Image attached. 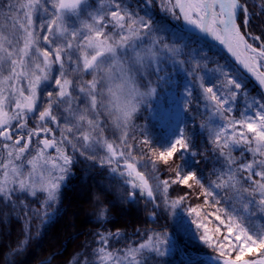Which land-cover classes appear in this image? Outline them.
I'll return each mask as SVG.
<instances>
[{
	"label": "snow or ice",
	"instance_id": "obj_1",
	"mask_svg": "<svg viewBox=\"0 0 264 264\" xmlns=\"http://www.w3.org/2000/svg\"><path fill=\"white\" fill-rule=\"evenodd\" d=\"M158 3L203 34L197 39L207 47L208 38L218 42L231 63L225 56L206 71L207 63L188 58L178 42L191 39L192 28L170 32L154 19V0H0V222L27 221L19 242L26 244L31 222L49 218L82 157L126 188L123 199L151 204L153 218L191 196L172 198L173 185L195 189L219 222L210 229L200 207L187 209L217 264H264V0ZM153 98L157 116L179 101L191 117L159 147L136 124ZM95 199L106 219L109 209ZM95 236L97 246L86 243L69 264H161L173 247L155 227L122 249L109 246L120 229Z\"/></svg>",
	"mask_w": 264,
	"mask_h": 264
},
{
	"label": "rangeland",
	"instance_id": "obj_2",
	"mask_svg": "<svg viewBox=\"0 0 264 264\" xmlns=\"http://www.w3.org/2000/svg\"><path fill=\"white\" fill-rule=\"evenodd\" d=\"M180 24L182 26L181 22ZM200 49L202 50V48ZM207 65H208V69L206 71L215 69L210 64L207 63ZM181 78L184 80H187L186 74L182 72ZM251 81L254 84H256L254 80L251 79ZM164 91H165L164 89H158V93H159L158 98L163 99ZM248 91L250 95L252 96L257 95V94H254L251 90H249V88H248ZM155 99L156 98H153V106L151 109H149L150 111L148 112L153 117L157 118L160 121V123H162L165 126V128L170 132V134H172L178 127L179 121L182 118L183 109L180 106L179 101H176L175 110L170 109L167 112H161L160 117H159L155 113ZM238 103L240 104L241 107L243 106L242 100H240ZM136 124L146 125V127L149 129V134L153 137L155 146L159 147L160 144L166 141V140L161 139V137L160 139H158L156 134L153 132L154 130H152V125L150 124V121H148L147 119H143V120L137 119ZM151 132L153 133V135L151 134ZM136 133L137 135L139 134V129L136 130ZM137 155L139 154L137 153ZM162 166L169 169L168 165H164L161 162L159 165V168L160 169L163 168ZM140 170L144 171V169H140ZM179 187H180V192L188 191L191 193L194 192L195 194H199L195 189H191V190L187 189V187L184 185H180ZM125 190L126 188L121 186L120 182L113 181L110 178L108 172L105 169H102L99 166H93L91 161H85L82 157H77L76 162H74L73 164L71 174L69 175L68 179L62 185V188L60 191L59 203L54 204L51 208L48 209V212L50 213V216L48 219L43 220V222L39 219H34L31 222V232L33 231L38 232L41 229L40 227H42L44 224L52 220L56 221V224L54 227H56L57 225V228L58 227L60 228L59 225L60 223L62 224V221L64 223L65 221H69L70 224L68 223L67 227H65L64 230L60 228L61 231L59 233V236H57V238H61L65 236L67 237L69 235L68 238L71 240H69L70 243L67 246V250L72 248L73 245L77 242L76 241L77 239H73V238H85L86 240L93 239L97 241V237L95 236V234L92 235V233H90L91 230L92 232L95 231V233L96 232L107 233L108 231L115 232L116 230L120 229L121 233H123L121 235H124L125 238H137L138 237L137 230L140 229L141 224L139 221H134L131 218H137L139 220L142 219L144 221L145 219H147L149 213L153 209H152L151 204H147V205L143 204L144 207L139 206L140 205V203H138L139 201L136 203H132V202L127 203V200L122 198L123 192ZM182 194H186V193H181L180 195ZM97 195L101 196V199L104 201V204L107 206L109 211L113 212L112 215L108 213L106 219H101L99 217V210L97 207V201L95 199ZM176 195H179V194L176 193ZM176 195L173 194L172 198H176L177 197ZM28 200L31 202L33 208L41 207L39 199L28 197ZM118 202H120L122 206L119 205ZM143 203L145 202L143 201ZM57 205L63 206V210L57 211L56 210ZM183 207H184L183 205H180L174 210V212L171 211L173 213V216L181 218V223L183 227L188 230L189 234H191V237L194 238V240H200L199 239L200 232L196 229L195 224L192 223L193 217L189 214L188 210L184 211ZM201 207L202 206H200V211L202 215L205 216L208 222V227L210 229H213L219 224L218 221H215L212 215L213 210L211 208H204V207L201 208ZM115 216L116 217L118 216L119 218L115 219L114 221H111V224L109 225H112V227L108 226L109 228L106 229L108 231L104 229L106 232L102 230L103 227L101 226H103L104 224H107V220L110 221V219L108 218L111 217L112 219ZM161 216H162V213L158 211V214L156 216L158 220H156L155 218L151 220L149 222L150 227L148 228L151 230V228L155 227L157 231H161V230L166 231L170 241H172L173 244H177L180 254H182L183 256H186V258L188 259L196 260L200 255H197V254L193 255L191 252H187L183 246V243H182L183 240L181 239V238H184V236L182 237V235H179L177 233L175 227H173L170 221H167L166 223H162L159 220ZM84 220H87L88 222L90 221L92 222L87 223L86 226L85 225L81 226V223L82 221L84 222ZM22 221L24 223L23 224L24 232L26 233L28 232V227H27L28 222L24 220ZM93 221H96L94 222L95 224H93ZM138 222L139 224H137ZM4 223L5 221H3V224ZM224 231L225 229L223 228V231L221 230V232L223 233ZM33 235L36 236L37 234L34 233ZM0 238H1V233H0ZM138 238H144V236L138 237ZM24 239L25 237L23 238V240ZM96 244H93L95 245L94 247H96ZM56 245H57V242L55 246ZM67 250H65V252ZM7 254L8 252H6V256H5L6 261L8 258ZM206 256L210 257V255H206ZM206 256H204V258L201 260V264H217V262L214 260L215 256L213 257L211 256L212 261L209 259V257H206ZM69 258H71V256ZM200 258H202V256H200ZM70 260L72 259H69V262Z\"/></svg>",
	"mask_w": 264,
	"mask_h": 264
},
{
	"label": "trees",
	"instance_id": "obj_3",
	"mask_svg": "<svg viewBox=\"0 0 264 264\" xmlns=\"http://www.w3.org/2000/svg\"><path fill=\"white\" fill-rule=\"evenodd\" d=\"M153 13H154V19L156 21H159L161 23L168 24L171 26L170 32L184 30L179 20H176L175 18H173V16L170 13H166L162 9L159 8L158 0H154ZM161 35H166V34L161 33ZM190 35L192 37L191 39L182 40L178 42V46L186 45V47L184 48V53L187 55L188 58H190L191 60H200L202 65L204 63H208L214 68H216L217 62H219V64L225 63V59L222 58L225 56L228 58L229 63H231V60L227 56V54L223 50L218 48L216 45L213 44L214 47L209 48L205 45V41L203 39H197V37L199 36L193 33H190ZM171 42L172 41H170V43ZM207 43L212 44L208 41ZM200 48H202L203 51ZM217 53L219 54L217 55ZM204 56L207 57V60L201 59ZM181 58L183 59L185 57L182 56ZM246 84L249 90H251L254 94H257L259 92V88L256 86V84H254L251 81L250 78L246 81ZM148 111L150 110L145 111L142 109L141 113L139 114L138 119L139 120L147 119L148 121H150V124L152 125V130H154L153 132L156 134L158 139H160V137L163 140H167L168 138H170L171 137L170 132L165 128V126L162 123H160V121L157 118L153 117ZM182 118L191 119V117H188L187 113H184V112L182 114ZM188 123L191 124L192 121H188ZM151 134L153 135L152 132ZM201 145H202L201 148L198 149L199 151H203V141L202 140H201ZM236 155L238 156L239 153H236ZM196 159L200 162L199 164L200 168L207 167V165L204 163L203 159L200 156H197ZM195 170L199 171V169H195ZM160 173L161 175H163L161 176V179H167L170 175H172L171 172L165 167L160 169ZM173 189H170L171 196L173 194L176 195V193L179 195L181 193H188V191L180 192V187L176 185H173ZM182 195H185V194H182ZM118 203L119 205H121L120 202ZM127 203H131V202L127 201ZM138 203H140L139 206L144 207L143 204L145 203H143L142 200H139ZM202 205H203V198L200 197L199 194H195L194 192H192L191 196L183 204L184 206L183 208H184V211H186L188 207H200ZM108 213L112 215L113 212L108 211ZM118 218H119L118 216L117 217L115 216L112 219L111 217L108 218L110 219V221L107 220V224H104L103 226H101L103 227L102 230L104 229L106 230L109 227H112V225H109V224H111V221H114L115 219H118ZM131 219H133L134 221L140 222L141 227L139 229V232H137V234H138V237H142L144 236L145 229L150 230L148 228L150 227L149 222L153 220L154 218L148 215L147 219H145L144 221L142 219L139 220L137 218H131ZM155 219L158 220L156 217ZM159 220L162 223H166L167 221H170L173 227H175L177 233L179 235H182V237L184 236V238H181V239L183 240L182 243L187 252H191L193 255L197 254V255L202 256V258H200L199 256L196 260L188 259L186 258V256H183L182 254H180L177 244H173L174 246L169 250V252L164 257L160 258L161 264H201V260L204 258V256L209 255V254L216 255V252L213 249L209 248L207 245H205L201 240H194V238L191 237V234H189L188 230L183 227L181 223V218L174 217L171 211L162 212V216L160 217ZM90 222H88L87 220H84V222L82 221L81 226H84V225L86 226L87 223H90ZM94 222L96 221H93V224H95ZM139 222L137 224H139ZM5 223L3 224V222H0V230H1L0 232L1 233L0 264H44V261L46 260H50L51 264H69V259L73 258L74 256L73 254L76 253V251L78 252V250H81V247H82L81 245L84 246L87 243L89 247H94L95 245L93 244H96L95 243L96 241L93 239L86 240L85 238H73V239H77L76 240L77 242L73 245L72 248L67 250V246L70 243L69 240H71L68 238L69 235L67 237L65 236L61 238H57V236H59V233L61 231L60 228L64 230L65 227H67L69 221H65V223L62 221V224L60 223L59 225L60 228L59 227L57 228V225L56 227H54L56 224V221L52 220L44 224L42 227H40L41 229L38 232H35V231L31 232V236L28 239V242L21 246L19 242L22 241L23 238L25 237L24 235L25 232L23 228L24 223L22 219H16L15 217H13L10 220L5 221ZM221 230L223 231V228ZM34 233L37 235L34 236L33 235ZM90 233L94 235L95 231L92 232L91 230ZM120 237L110 239V244H109L110 248L122 249L126 245H131L133 243L142 241L144 239V238H138V237L137 238H125L124 235H121ZM56 242H57V245L55 246ZM65 250L67 251L65 252ZM6 252H8L7 261L5 258ZM70 256L71 258H69ZM206 257H209V256H206ZM211 258L212 257L210 256L209 259L211 260Z\"/></svg>",
	"mask_w": 264,
	"mask_h": 264
},
{
	"label": "water",
	"instance_id": "obj_4",
	"mask_svg": "<svg viewBox=\"0 0 264 264\" xmlns=\"http://www.w3.org/2000/svg\"><path fill=\"white\" fill-rule=\"evenodd\" d=\"M182 23H183V27H184V29L192 28V32H193V33H196V34L200 35L201 37L203 36V34L199 33V31H198L197 29H195L194 27H191V26L187 25V23L184 22L183 20H182ZM207 40L213 42L210 38H208ZM213 43H216L219 47H221V48L226 52V49H224L222 46H220L218 42H213ZM228 55H229V57H230V54H228ZM230 58H231V57H230ZM231 59H232V58H231ZM250 78H251V77H250ZM251 79L254 80V82L257 84V82L255 81L254 78H251ZM257 85H258V84H257Z\"/></svg>",
	"mask_w": 264,
	"mask_h": 264
},
{
	"label": "flooded vegetation",
	"instance_id": "obj_5",
	"mask_svg": "<svg viewBox=\"0 0 264 264\" xmlns=\"http://www.w3.org/2000/svg\"><path fill=\"white\" fill-rule=\"evenodd\" d=\"M56 210H57V211L63 210V206H59V205H57V206H56Z\"/></svg>",
	"mask_w": 264,
	"mask_h": 264
},
{
	"label": "bare ground",
	"instance_id": "obj_6",
	"mask_svg": "<svg viewBox=\"0 0 264 264\" xmlns=\"http://www.w3.org/2000/svg\"><path fill=\"white\" fill-rule=\"evenodd\" d=\"M190 26V25H189ZM191 27H193V26H191Z\"/></svg>",
	"mask_w": 264,
	"mask_h": 264
}]
</instances>
